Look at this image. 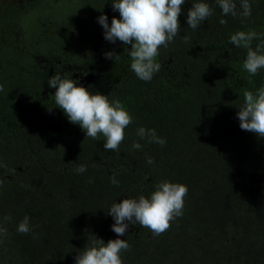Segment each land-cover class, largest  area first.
<instances>
[{
	"label": "trees",
	"instance_id": "1",
	"mask_svg": "<svg viewBox=\"0 0 264 264\" xmlns=\"http://www.w3.org/2000/svg\"><path fill=\"white\" fill-rule=\"evenodd\" d=\"M195 2L185 0L180 33L144 81L98 23L119 17L112 0H0V264H75L96 237L126 239L123 264H264V138L237 117L243 93L264 86V69L250 75L247 49L230 42L239 31L264 38V0H249L248 18L240 0L236 16L203 0L213 14L193 30L186 17ZM111 51L119 60L106 58ZM56 71L121 101L132 123L118 152L104 149L102 135L86 138L57 107L48 85ZM140 127L166 143L141 139ZM161 181L187 186L183 215L158 236L138 224L113 232L110 206L149 197ZM25 216L31 231L18 233Z\"/></svg>",
	"mask_w": 264,
	"mask_h": 264
},
{
	"label": "clouds",
	"instance_id": "2",
	"mask_svg": "<svg viewBox=\"0 0 264 264\" xmlns=\"http://www.w3.org/2000/svg\"><path fill=\"white\" fill-rule=\"evenodd\" d=\"M184 3L185 0H112L113 11H118L119 17L114 16L111 24L106 14L98 17L105 39L112 43L120 41L126 46L125 51L131 58L130 69L139 79L150 81L160 71L161 65L156 62L158 50L160 47L167 48L180 33L179 16ZM216 3L222 9V15L238 14L235 0H216ZM240 8L242 11L239 15L244 18L251 16L249 0H240ZM212 14L209 4L196 0L187 12V24L195 30ZM220 23L226 21L221 19ZM253 40H260L255 48L251 46ZM230 42L247 49L243 67L250 75H256L264 69V38L255 32L239 31L230 37ZM128 45L131 47L128 48ZM105 55L115 61L120 58L115 51ZM48 85L56 89L53 96L57 107L64 111L71 123L78 124L86 132V138L98 139L102 135L105 138V150L119 151L125 139V129L132 123L131 115L119 99L110 101L109 95L99 92L93 94L77 80L62 77L58 71L48 79ZM243 95L244 102L237 113L240 128L264 138V86L255 93L245 91ZM137 135L141 139L148 138L149 142L160 145L166 143L156 135L154 129L140 127ZM132 147L140 149L142 146L134 142ZM148 163H153L152 158H148ZM86 170V165H79L75 169L81 174ZM111 182L119 184L115 175L111 177ZM187 192L188 188L184 184L161 181L155 185L149 197L141 194L138 199L125 198L120 203L114 202L107 212L115 221L112 231L123 236L130 225L138 224L150 229L155 236L161 235L169 229L172 220L183 215ZM9 219L4 217L3 221ZM30 231V218L25 216L18 224L17 232L27 234ZM6 236L7 228L0 223V243ZM129 250L126 239H112L105 243L96 237L76 256L75 264H123L120 253Z\"/></svg>",
	"mask_w": 264,
	"mask_h": 264
},
{
	"label": "flooded vegetation",
	"instance_id": "3",
	"mask_svg": "<svg viewBox=\"0 0 264 264\" xmlns=\"http://www.w3.org/2000/svg\"><path fill=\"white\" fill-rule=\"evenodd\" d=\"M78 78H80V75L78 76ZM86 87V86H85Z\"/></svg>",
	"mask_w": 264,
	"mask_h": 264
}]
</instances>
